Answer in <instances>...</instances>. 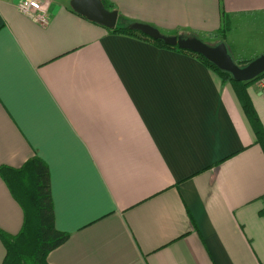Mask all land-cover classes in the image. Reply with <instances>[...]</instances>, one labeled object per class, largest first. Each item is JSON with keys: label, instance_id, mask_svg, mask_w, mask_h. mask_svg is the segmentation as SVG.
<instances>
[{"label": "crops", "instance_id": "crops-1", "mask_svg": "<svg viewBox=\"0 0 264 264\" xmlns=\"http://www.w3.org/2000/svg\"><path fill=\"white\" fill-rule=\"evenodd\" d=\"M0 0V167L49 168L57 230L48 264H264V151L236 92L197 57L112 33L71 0L49 23ZM117 26L164 36L264 27V0H105ZM112 30V29H111ZM264 127V90H247ZM24 212L0 177V232ZM6 248L0 240V264Z\"/></svg>", "mask_w": 264, "mask_h": 264}, {"label": "trees", "instance_id": "trees-1", "mask_svg": "<svg viewBox=\"0 0 264 264\" xmlns=\"http://www.w3.org/2000/svg\"><path fill=\"white\" fill-rule=\"evenodd\" d=\"M102 1L108 10L116 11L113 5L105 0ZM230 29V18L225 13H222L221 28L217 33H209L204 36L198 35L196 37L202 41H204L202 37L214 38L223 43ZM110 32H124L131 35L137 33L144 36L141 33L131 31L129 28L119 26L110 30ZM149 40L160 48L172 49L197 57L204 65L213 70L224 83H230L253 128L257 144L264 151V127L247 92L248 86L262 79L264 74L251 82H237L233 80L229 73L219 70L201 55L167 46L160 41ZM248 63L236 62L238 66H245ZM0 177L6 183L12 196L24 212L23 227L18 235L10 236L0 232V240L6 248V257L3 264H48V255L64 245L69 239V235L57 230L55 225L51 178L48 166L36 157L20 169L0 167Z\"/></svg>", "mask_w": 264, "mask_h": 264}, {"label": "water", "instance_id": "water-1", "mask_svg": "<svg viewBox=\"0 0 264 264\" xmlns=\"http://www.w3.org/2000/svg\"><path fill=\"white\" fill-rule=\"evenodd\" d=\"M70 6L76 14L92 23L110 30L117 27L118 12L108 10L102 0H71ZM129 29L167 46L201 55L237 82H251L264 74V54L245 66H238L225 43L210 46L198 37L164 36L158 29L141 23H133Z\"/></svg>", "mask_w": 264, "mask_h": 264}, {"label": "rangeland", "instance_id": "rangeland-1", "mask_svg": "<svg viewBox=\"0 0 264 264\" xmlns=\"http://www.w3.org/2000/svg\"><path fill=\"white\" fill-rule=\"evenodd\" d=\"M202 38L204 42L210 46H216L220 43L219 40L214 38ZM239 38L241 39L236 41L237 49L242 53V56L234 59L235 62H251L264 54V27L257 28V30L246 31L245 34L240 35ZM262 81H264L263 78L258 80L257 84L260 85Z\"/></svg>", "mask_w": 264, "mask_h": 264}, {"label": "built area", "instance_id": "built-area-1", "mask_svg": "<svg viewBox=\"0 0 264 264\" xmlns=\"http://www.w3.org/2000/svg\"><path fill=\"white\" fill-rule=\"evenodd\" d=\"M18 9L38 25L46 26L49 23V11L42 0H22L18 4ZM259 86L264 90V81Z\"/></svg>", "mask_w": 264, "mask_h": 264}, {"label": "bare ground", "instance_id": "bare-ground-1", "mask_svg": "<svg viewBox=\"0 0 264 264\" xmlns=\"http://www.w3.org/2000/svg\"><path fill=\"white\" fill-rule=\"evenodd\" d=\"M263 79H264V77H263Z\"/></svg>", "mask_w": 264, "mask_h": 264}]
</instances>
